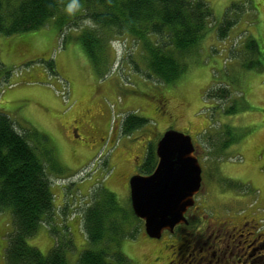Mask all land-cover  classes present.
Segmentation results:
<instances>
[{
    "label": "rangeland",
    "instance_id": "374dc122",
    "mask_svg": "<svg viewBox=\"0 0 264 264\" xmlns=\"http://www.w3.org/2000/svg\"><path fill=\"white\" fill-rule=\"evenodd\" d=\"M205 1L214 13L211 29L183 78L169 85L143 71L137 73L135 62H142L140 48L131 39L113 40L109 53L115 61L102 76L92 68L77 38L80 26L66 27L60 33L50 23L38 30L0 35V108L19 128L28 125L49 138L47 147L52 151L47 171L52 191L58 190L55 204H63L56 212L61 224H56L55 235L63 239L58 231L65 232L76 246L69 254V264H76L86 247V234L83 226L67 227L64 222L88 205L98 186L113 191L130 208L128 179L142 173L147 144L159 140L169 128L190 134L203 150L201 207L206 215L213 218L219 211L244 208L258 199L257 206L264 211V0ZM233 3L239 7L230 10ZM228 9L237 24L221 38L216 26ZM249 37L258 43V55L246 48ZM251 58L261 63L245 67ZM33 80L57 97L48 91L34 92L38 89ZM15 83L19 85L13 87ZM222 88L229 90L224 97L219 95ZM233 102L235 113H226ZM130 113L147 117L150 123L125 135L120 125ZM101 114L100 125L88 122L89 117L99 120ZM220 141H230L225 153L216 147ZM87 147L89 154H83ZM82 160L88 167L76 182L95 175L88 194H80L72 184L75 166ZM237 195L243 201L233 200H241ZM132 220L140 233L135 239H124L120 249L133 264H150L157 245L142 231L143 223ZM12 228L11 212L0 213V264H7L4 248ZM49 231L42 226L28 242L47 254L54 244Z\"/></svg>",
    "mask_w": 264,
    "mask_h": 264
},
{
    "label": "trees",
    "instance_id": "16d2710c",
    "mask_svg": "<svg viewBox=\"0 0 264 264\" xmlns=\"http://www.w3.org/2000/svg\"><path fill=\"white\" fill-rule=\"evenodd\" d=\"M68 2L0 0V35L38 30L50 23L60 33L66 27L80 26L77 38L92 68L102 76L108 74L115 61L109 53L113 40L131 39L140 48L142 62H135L137 73L144 72L162 85H169L181 80L192 57L199 55L214 18L213 9L205 0H80L81 7L75 14L65 11ZM237 6L233 3L230 10ZM230 10L216 26L221 38L237 24V19L229 16ZM88 18L91 22L86 23ZM246 48L254 55L260 53L254 38H248ZM251 59L245 67L261 63ZM228 92L222 88L219 95L224 97ZM235 111L233 102L226 113ZM148 123L149 118L130 113L122 120L121 133L130 135ZM48 139L28 125L19 128L15 119L0 108V213L11 212L13 224L4 248L7 264H69V254L76 249L65 232L58 231L63 239L55 235L58 207L47 171L52 151L47 147ZM157 142L150 141L146 146L140 166L143 174H150L158 163ZM217 144V149L225 153L230 141ZM219 150L212 152L218 154ZM129 203L130 208L123 206L106 187L94 189L91 201L81 210L86 247H82L76 264H133L120 245L140 233L132 217L144 221L135 215L130 199ZM42 226L49 227L54 236L47 254L28 242Z\"/></svg>",
    "mask_w": 264,
    "mask_h": 264
},
{
    "label": "flooded vegetation",
    "instance_id": "af4514ba",
    "mask_svg": "<svg viewBox=\"0 0 264 264\" xmlns=\"http://www.w3.org/2000/svg\"><path fill=\"white\" fill-rule=\"evenodd\" d=\"M87 120L100 125L102 114L99 120L91 117ZM194 145L201 162L203 150L195 142ZM203 171L202 167V184L186 210L184 222L172 230H164L157 238L147 235L143 227L151 243L157 245L150 264H264V211L257 206L259 199L244 208L230 207L227 213L219 211L210 218L201 207ZM237 196L241 200L232 199L243 201L242 195Z\"/></svg>",
    "mask_w": 264,
    "mask_h": 264
},
{
    "label": "water",
    "instance_id": "95a60500",
    "mask_svg": "<svg viewBox=\"0 0 264 264\" xmlns=\"http://www.w3.org/2000/svg\"><path fill=\"white\" fill-rule=\"evenodd\" d=\"M156 151L155 169L133 174L129 180L132 209L144 221L147 235L155 238L185 221L202 184V166L190 134L169 128Z\"/></svg>",
    "mask_w": 264,
    "mask_h": 264
},
{
    "label": "crops",
    "instance_id": "0c3cea01",
    "mask_svg": "<svg viewBox=\"0 0 264 264\" xmlns=\"http://www.w3.org/2000/svg\"><path fill=\"white\" fill-rule=\"evenodd\" d=\"M20 83H22L21 81H20ZM32 83H33V86H36V88L38 89V90H34V92H36V93H38V94H44V93H47V91H48V93H52L54 96H56L57 97V95L51 90V89H49L46 85H42V84H39L40 82H38L37 83V81H35V80H33L32 81ZM13 85V87H16V86H18L19 85V83H15V84H12ZM12 85H10V86H12ZM47 93V94H48ZM69 102L71 103V99L69 100ZM110 142L112 143V144H114V142H115V140H114V142H112L111 141V138H110ZM83 151H84V149H83ZM82 151V152H83ZM89 152H90V150H89V148L87 147V148H85V153H83V154H89ZM94 153V152H93ZM79 165L78 166H75L76 167V170H77V172L75 173V174H78L81 170H84L86 167H88L87 166V163L85 162H83V160L82 161H80L79 163H78ZM74 174V175H75ZM95 176V175H94ZM93 176V174L92 175H90L89 177H87V178H84V179H82L81 181H79V182H74V188L73 189H77V191L81 194H88L89 193V191H91V189L94 187V185H95V182H94V177ZM77 179V178H76ZM77 187V188H76ZM75 190H73V192H74ZM76 191V192H77ZM78 192L76 193L77 195H78ZM85 192V193H84ZM56 193H58V190H57V192H55V196H56ZM73 194V193H72ZM57 207L59 208H63V204H61V205H57ZM58 217L59 216H55V221H56V218H57V222H56V224H61L60 223V221H58ZM61 218V217H60ZM69 219H72V223L70 224V221H69ZM69 219H67V221L66 222H64V223H66L67 224V226H69V227H73L74 226V223H76L77 224V227L79 226V227H81L82 226V218H81V211H78L77 213H72V217H70ZM43 229L44 230H48L49 231V227H47V226H43ZM70 229V228H69ZM50 232V231H49ZM51 238H52V242H53V240H54V238H53V236H51Z\"/></svg>",
    "mask_w": 264,
    "mask_h": 264
},
{
    "label": "clouds",
    "instance_id": "9594fccd",
    "mask_svg": "<svg viewBox=\"0 0 264 264\" xmlns=\"http://www.w3.org/2000/svg\"><path fill=\"white\" fill-rule=\"evenodd\" d=\"M80 7V0H69V2L65 6V11L69 14H75L80 9ZM85 22H91L90 18H88Z\"/></svg>",
    "mask_w": 264,
    "mask_h": 264
}]
</instances>
